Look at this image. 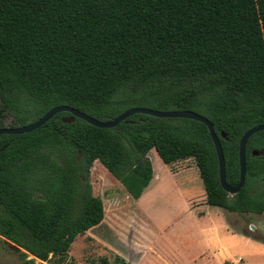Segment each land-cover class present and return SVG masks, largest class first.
<instances>
[{
  "label": "trees",
  "instance_id": "obj_1",
  "mask_svg": "<svg viewBox=\"0 0 264 264\" xmlns=\"http://www.w3.org/2000/svg\"><path fill=\"white\" fill-rule=\"evenodd\" d=\"M57 105L103 121L129 107L195 111L211 121L235 185L239 140L264 123V0H0V127ZM151 149L167 165L193 158L207 204L264 212V154H253L264 130L248 139L244 184L231 195L200 121L134 113L102 128L61 111L0 135V245L20 264H79L72 242L104 217L93 162L137 199L152 178ZM113 264L130 263L116 255Z\"/></svg>",
  "mask_w": 264,
  "mask_h": 264
},
{
  "label": "crops",
  "instance_id": "obj_2",
  "mask_svg": "<svg viewBox=\"0 0 264 264\" xmlns=\"http://www.w3.org/2000/svg\"><path fill=\"white\" fill-rule=\"evenodd\" d=\"M186 168L181 166L171 171L172 174H178ZM152 179L158 182L160 176L154 174ZM174 186L179 191L176 182ZM153 193V189L145 188L137 199L128 193L133 202L130 212L135 223L130 221L128 224L130 209H119L114 218L106 221L103 217L99 224L90 228L96 233L95 240L105 244L130 264H246L244 258L262 253L260 250L255 253L243 251L244 247L250 250L264 248L257 244L264 239L254 234L264 231L249 218L255 213L229 211L207 204L205 195L199 199L193 195L183 200L184 217L172 226L169 233L157 226L149 213L147 204ZM159 237L172 245L184 257V261L178 262L176 258L164 260L162 255L154 252L155 239Z\"/></svg>",
  "mask_w": 264,
  "mask_h": 264
},
{
  "label": "rangeland",
  "instance_id": "obj_3",
  "mask_svg": "<svg viewBox=\"0 0 264 264\" xmlns=\"http://www.w3.org/2000/svg\"><path fill=\"white\" fill-rule=\"evenodd\" d=\"M147 155L152 163V177L154 174L160 176L158 182L152 179L146 187L147 190L153 189L154 191L153 196L149 197L151 199L147 207L156 225L163 227L166 231L171 233L172 226L178 222L180 218L184 217L183 200L193 195L197 196L198 199L201 198V196L204 197L205 191L202 180L193 158L180 160V162L177 161L168 166L162 162L154 149H151ZM181 166H187L183 173L179 172L178 174H172L171 169ZM88 180L92 187V193L101 197L103 201L104 218L106 221L114 218L115 212L119 209H130L129 212L132 210L133 202L132 199L128 197V193L124 186L114 178L99 161H94L90 167ZM174 182L178 185L179 191L174 186ZM130 213L131 214L127 217L129 221L128 224L130 221L135 223V221L132 220V212ZM249 218L264 231V213L259 215L254 214L253 216H249ZM95 234L94 230L89 229L84 234L78 235L71 244L69 256L79 264H101V257H106L107 260L113 264L116 254L108 249L105 244L96 241ZM254 234L264 239V233ZM162 237H164V235H162ZM162 237L155 239L154 252L162 255L164 260H174V258H176L178 262L184 261V257L180 255V253L178 254L177 250L173 248L172 245L166 244ZM257 244L264 246V241H260ZM257 250H260L262 253L258 256L244 258L246 264H264V248L260 249V247H255L253 250H250L244 247L243 251L244 253L245 251L249 253L253 251L255 253ZM0 264H20V262L14 252L0 245ZM35 264L47 263L36 261Z\"/></svg>",
  "mask_w": 264,
  "mask_h": 264
},
{
  "label": "water",
  "instance_id": "obj_4",
  "mask_svg": "<svg viewBox=\"0 0 264 264\" xmlns=\"http://www.w3.org/2000/svg\"><path fill=\"white\" fill-rule=\"evenodd\" d=\"M61 111H68L72 115L83 119L84 121L88 122L89 124H92L96 127H102V128H109V127H114L116 126L119 122L123 121L126 119L128 116L134 114V113H143V114H148L156 117H180V118H189V119H194L197 121H200L204 123L208 131L210 133V136L212 138V141L214 143V147L216 150L217 154V159H218V177H219V182L222 186V188L228 192L229 194H235L237 193L240 188L244 184V179H245V172H246V143L248 139L256 132H259L261 130H264V123L262 124H257L249 129H247L243 135L241 136L239 140V146H238V158H239V180L238 182L230 186L226 183L225 180V159H224V154L223 150L221 147V143L218 139V136L215 134L213 125L209 119H207L205 116L192 111V110H158V109H153L150 107H129L122 111L120 114L117 116L103 121L99 120L95 117H92L74 107H71L69 105H57L49 110H47L43 115L38 117L37 119L24 124V125H19V126H4L0 127V135L1 134H21L25 132H30L34 130L35 128L43 125L45 122H47L50 118H52L53 115H55L58 112ZM263 153V151H257L253 150V154H259ZM7 246L11 249L14 250H19L20 248L14 244L8 243Z\"/></svg>",
  "mask_w": 264,
  "mask_h": 264
},
{
  "label": "flooded vegetation",
  "instance_id": "obj_5",
  "mask_svg": "<svg viewBox=\"0 0 264 264\" xmlns=\"http://www.w3.org/2000/svg\"><path fill=\"white\" fill-rule=\"evenodd\" d=\"M255 155H257V154H255ZM232 195V194H231Z\"/></svg>",
  "mask_w": 264,
  "mask_h": 264
}]
</instances>
